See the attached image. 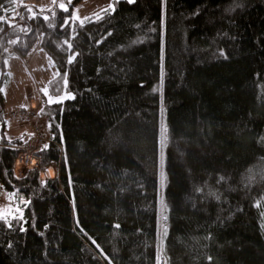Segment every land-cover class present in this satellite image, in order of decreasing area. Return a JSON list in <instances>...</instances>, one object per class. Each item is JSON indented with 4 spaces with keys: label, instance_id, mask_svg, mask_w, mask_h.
<instances>
[{
    "label": "trees",
    "instance_id": "1",
    "mask_svg": "<svg viewBox=\"0 0 264 264\" xmlns=\"http://www.w3.org/2000/svg\"><path fill=\"white\" fill-rule=\"evenodd\" d=\"M20 1L0 0V104L39 40L74 98L44 100L39 169L0 140V189L29 199L0 264H264V0H119L82 25Z\"/></svg>",
    "mask_w": 264,
    "mask_h": 264
},
{
    "label": "rangeland",
    "instance_id": "2",
    "mask_svg": "<svg viewBox=\"0 0 264 264\" xmlns=\"http://www.w3.org/2000/svg\"><path fill=\"white\" fill-rule=\"evenodd\" d=\"M117 1L119 0H81L73 6L74 0H72L71 4H68V0H55V2L54 0H22L18 3V7L12 16L18 17L20 13L19 6L22 4L30 6L32 9H36L38 11H46L53 9L55 6L59 8V4L64 3L68 9L72 7L71 17L75 15L78 17L75 21L80 22L81 20H86L84 19L85 17L90 18L98 15L107 9L109 5H112L115 9ZM75 21L72 20V22ZM5 69L9 74V79L2 87L3 107L0 104V109H3L2 116L4 119L3 121H0V140L2 138L10 140L21 138L22 144L17 145V149L19 151L28 152L33 149L40 148L36 144L38 133L35 137L34 130L41 128L42 131H39L43 137L41 146L42 149L43 146L50 142L49 137L43 135V133H47L48 129L46 117L41 114L44 100L46 103H50L49 97L51 96L53 97V102L51 103H55L56 97L64 95L65 93H70L66 90V86L64 84V80L66 79L67 81V76H59V71L53 59L41 47L40 40L34 44L33 49L29 52L27 57H8L5 63ZM57 88L60 89L59 92L55 91ZM45 91L48 95H45ZM69 99L71 98H67V96H65L63 101ZM30 100H34L38 105V113L40 114H36L35 121L33 122L34 124H31V126L29 123L32 122L31 118L27 117V121H24L21 120L19 115L12 114V112H15L22 107H29ZM29 130L30 132H28ZM33 139L35 140V143L31 142ZM41 149H39V151H41ZM18 156L15 159L14 170H17V173L22 175L24 171L18 170L21 169L19 168L20 164L17 160ZM49 168H52L54 175H48ZM58 170L59 164L52 163L43 172L40 171V177L42 180L55 178L58 174ZM21 200L25 201V203H21ZM28 201L29 199L23 195L18 196L15 192H8L0 189V213H3L5 217H12L13 215L23 216L24 204ZM162 208L163 201L162 198H160V216L164 214ZM159 250L162 251V248Z\"/></svg>",
    "mask_w": 264,
    "mask_h": 264
},
{
    "label": "snow or ice",
    "instance_id": "3",
    "mask_svg": "<svg viewBox=\"0 0 264 264\" xmlns=\"http://www.w3.org/2000/svg\"><path fill=\"white\" fill-rule=\"evenodd\" d=\"M54 2H55V0H54ZM126 2L129 3V4H131V3L134 2V0H126ZM13 3H14V0H13ZM71 3H72V0H68V4H71ZM59 8L62 11H64V12H67L69 10L68 7L64 3H60L59 4ZM0 9H3L5 12L7 11V9H4V6L3 5H0ZM27 11L29 13H32V15L29 16V19H35L36 18V13H33L31 8H27ZM104 11L105 12H111V11H114V8H113L112 5H109V7L107 9H105ZM42 18L45 21H47L49 19V17H47V16H44ZM101 18H102L101 16H99V15L97 16V19L98 20L101 19ZM13 19H14V17H13ZM21 19H23V17H21ZM71 19L73 21H75V20L78 19V17H76L75 15H73V17H71ZM84 19H89L90 20L89 17H85ZM4 20H5L4 16H0V22H4ZM80 23L82 25L83 24V21L81 20ZM68 25H69V18L68 17H65L64 20H63V23L61 24V28L63 29L65 27H68ZM49 26L51 27L52 25H49ZM12 43H15V41H12ZM64 43L67 45L68 51L71 53L72 43L69 40H65ZM75 55L76 54L73 53V54H71V55L68 56V60H67V63L68 64H71L73 62V60L75 59ZM65 77H66V74H65ZM64 84L66 86V84H67L66 79L64 80ZM42 91H44V90H42ZM55 91L59 92L60 89L57 88V89H55ZM45 95H48V93L46 91H45ZM65 96H67V98H74V96L72 94L65 93L64 95H61L59 97H56L55 98V102L56 103H62L63 102V99L65 98ZM49 102L50 103L53 102V97H51V96L49 97ZM45 147H47V145H45ZM21 203H25V201L21 200ZM22 220H23L22 215H13L12 218H11V220H9V219H7L5 217V215L3 213H0V227H3L4 225H7V227L11 228V227H13L12 221H15L17 224H20V222ZM115 227L118 228L119 225H115ZM19 230L20 231H25L26 229L21 224ZM93 243H95V241H93ZM9 247H11V245H9ZM157 259L159 261V257ZM208 259L211 260V257H209Z\"/></svg>",
    "mask_w": 264,
    "mask_h": 264
},
{
    "label": "built area",
    "instance_id": "4",
    "mask_svg": "<svg viewBox=\"0 0 264 264\" xmlns=\"http://www.w3.org/2000/svg\"><path fill=\"white\" fill-rule=\"evenodd\" d=\"M32 111V110H31ZM12 114H14V115H17L18 113H12ZM31 116H32V112H30V113H25L24 114V116L22 117V119L23 118H26L27 119V117L28 118H31ZM29 120V119H28ZM39 130H41L40 128H37L36 130H34V132H35V137H36V135H37V133H38V135H37V138H36V144L40 147V148H36V149H33V150H31V151H21V152H19V156H18V158H17V160H18V162H19V168H21V169H18V170H20V171H24L23 173H22V175H20V174H18L17 173V170H15V172H16V174H17V176L19 177V178H21V177H23V176H25V175H27V173L30 171V170H34V169H36V168H39L40 167V164H41V161H42V159H41V154H40V152L41 151H39V149H41V146H42V141H43V137H42V134L40 133V131ZM42 131V130H41ZM35 137H34V139H35ZM32 140L31 142H34L35 143V140ZM34 145V144H33ZM33 145H31V146H33ZM44 147V146H43ZM42 147V148H43ZM42 150V149H41ZM16 160V161H17ZM16 167V166H15ZM23 167V168H22ZM16 169V168H15ZM25 173V174H24ZM166 224H167V218L165 217V215H161L160 216V229L162 228V227H164V226H166ZM158 264H163V260H162V258H160L159 259V262H158Z\"/></svg>",
    "mask_w": 264,
    "mask_h": 264
},
{
    "label": "crops",
    "instance_id": "5",
    "mask_svg": "<svg viewBox=\"0 0 264 264\" xmlns=\"http://www.w3.org/2000/svg\"><path fill=\"white\" fill-rule=\"evenodd\" d=\"M29 107H31V110H38V105L35 103V101L34 100H30V105H29ZM22 108H25V107H22ZM35 121V118L32 120V122H29L30 123V126H31V124H34L33 122ZM28 132H30V130L28 131ZM27 132V133H28Z\"/></svg>",
    "mask_w": 264,
    "mask_h": 264
},
{
    "label": "bare ground",
    "instance_id": "6",
    "mask_svg": "<svg viewBox=\"0 0 264 264\" xmlns=\"http://www.w3.org/2000/svg\"><path fill=\"white\" fill-rule=\"evenodd\" d=\"M48 175H50V176L54 175V174H53V170H52V168H49V169H48Z\"/></svg>",
    "mask_w": 264,
    "mask_h": 264
},
{
    "label": "clouds",
    "instance_id": "7",
    "mask_svg": "<svg viewBox=\"0 0 264 264\" xmlns=\"http://www.w3.org/2000/svg\"><path fill=\"white\" fill-rule=\"evenodd\" d=\"M33 111V110H32Z\"/></svg>",
    "mask_w": 264,
    "mask_h": 264
}]
</instances>
